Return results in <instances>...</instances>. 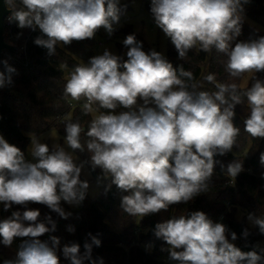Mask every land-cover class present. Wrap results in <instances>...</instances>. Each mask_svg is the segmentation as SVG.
I'll return each mask as SVG.
<instances>
[{
    "label": "clouds",
    "instance_id": "clouds-1",
    "mask_svg": "<svg viewBox=\"0 0 264 264\" xmlns=\"http://www.w3.org/2000/svg\"><path fill=\"white\" fill-rule=\"evenodd\" d=\"M249 0H150L155 25L174 45L178 58L185 60L191 50L226 57L224 69L231 78L264 71V36L257 40L232 43L241 35L243 5ZM20 29L40 32L34 44L56 55L57 46L91 39L103 28L111 35L120 21V0H5ZM127 60L105 49L87 64L75 65L64 85V95L85 101L84 115L100 112L87 126L79 119L64 121L63 145L51 149L39 137H31L32 160L0 135V204L13 211L0 220V243L13 245L15 238H27L16 251L15 259L2 264H60L56 249L58 237H50L52 246L39 237L56 230L51 216L39 219L38 209L28 204L46 205L60 218L71 213L61 201L78 206L86 197L87 180H81L85 164L99 168L102 177L110 178L107 192L115 185L122 193L119 209L140 217L167 210L169 205L187 203L206 193L214 167L237 146L241 129L234 123L237 105L244 103L241 88L235 82H217L213 74L204 79L216 91L199 90L193 74L182 66L175 68L156 50L145 52L135 34L123 40ZM0 88L11 84L16 69L4 62ZM60 69L67 65H60ZM124 70L121 71L120 69ZM252 84L243 92L249 114L243 120L244 131L254 139L264 138V80L252 76ZM143 106L136 110L137 102ZM152 105V106H149ZM123 109L116 114L115 110ZM82 134L87 139L82 143ZM77 151L89 154L88 161H78ZM264 165V153L260 154ZM223 166V165H221ZM244 171L243 161L227 165V175L236 177ZM264 178V175H262ZM248 221L264 235V217L251 213ZM27 222V223H25ZM69 231H74L69 228ZM156 238L169 247V258L179 264H260L264 249L244 252L229 240V228L213 222L203 211L189 216H173L154 227ZM249 230L242 236L246 239ZM91 242L64 245L62 251L70 264H104L94 260L93 246L101 240L91 233ZM231 241L237 234L230 233Z\"/></svg>",
    "mask_w": 264,
    "mask_h": 264
},
{
    "label": "trees",
    "instance_id": "trees-1",
    "mask_svg": "<svg viewBox=\"0 0 264 264\" xmlns=\"http://www.w3.org/2000/svg\"><path fill=\"white\" fill-rule=\"evenodd\" d=\"M148 12L150 0H144ZM120 19L130 10L128 1H120ZM244 19L241 35L234 44L239 41L257 40L264 36V0H249L243 5ZM153 16V15H152ZM154 18V17H153ZM125 26H116L112 34L115 37L126 38L129 34H135L136 40L142 42L143 50L149 52L151 47L143 36L134 31L133 27L124 23ZM261 27V29L258 28ZM23 38H28L26 57L17 59L10 64L16 69L12 74L11 84L0 88V132L4 134L6 141L21 149L26 156L31 146V137L39 136L50 129H56L64 138V121L71 118L74 122L79 119L82 127L87 131V126L94 118L93 113L84 115L81 111L83 98L80 101L72 100L64 95V85L67 73L72 72L75 65L87 64L94 57L99 29L91 39L73 41L69 45H58L56 55L49 56L47 50L36 46L34 39L40 35L39 30L15 29ZM120 46L121 44L118 43ZM5 54L19 55L18 50L7 49ZM166 59L175 68L181 66L193 74V81L199 86V90L216 91L214 84L204 78L213 74L217 82H235L241 88V96L244 103L237 105L234 123L240 127L241 132L237 138V146L225 156H217L215 159L221 163L214 167V174L209 183L206 193H202L193 200L184 203L169 205L167 210H161L157 214L140 217H132L119 209L122 193L115 185L105 192L110 184V178L99 179L102 182L101 191L93 199H86L81 210L71 212L67 219L60 218L46 205L29 203L28 208L40 211L39 219L51 216L56 221V230L39 237L50 247V237L55 236L60 240L56 249L60 258V264H70L63 255L64 245L78 243L81 253L84 252V243L91 242V233L101 240V246H93L92 257L94 260L103 258L104 264H179L169 258L168 245L155 237L154 227L159 222L171 219L173 216H189L192 212L203 211L215 222L221 215L224 216V224L229 228V240L242 251L253 250L255 245L258 251L264 249V235L259 233L247 219L249 213L264 217V165L260 163V154L264 153V138L254 139L244 131L243 120L249 114L244 90L252 84V76L264 80V71L253 73L246 85L243 78H231L224 69L226 57L215 50L211 54L191 50L185 60L178 58V53L169 41L168 55ZM127 60V56H121V63ZM67 67L60 69V65ZM3 61V71L6 73ZM121 71L124 69L121 68ZM7 74V73H6ZM143 106L141 101L136 110ZM152 106V105H149ZM109 111L99 109L100 112ZM123 109L115 110L116 114ZM87 139L82 134L81 142ZM82 161L89 160L87 151L76 153ZM234 159L243 161L244 171L235 179V185H231V178L227 175V165ZM87 164V163H86ZM223 165V166H221ZM93 178L98 180L102 177L99 168L91 170ZM25 209L20 205H13L8 211H4L0 204V220L7 218L13 211L23 212ZM27 223V222H25ZM74 231H69V228ZM249 230V236H242L243 230ZM235 232L237 239L231 241L230 233ZM27 238H15L11 247L0 243V264L4 259H15L16 251L22 241ZM90 264V262H85ZM264 264V260L260 262Z\"/></svg>",
    "mask_w": 264,
    "mask_h": 264
},
{
    "label": "rangeland",
    "instance_id": "rangeland-1",
    "mask_svg": "<svg viewBox=\"0 0 264 264\" xmlns=\"http://www.w3.org/2000/svg\"><path fill=\"white\" fill-rule=\"evenodd\" d=\"M120 1H128L130 5V10L126 13L124 17L120 19L118 25L125 26L124 23L130 24L135 32L143 36V38L146 40V42L149 44L152 50L154 49L158 52H161L165 57H167L170 39L167 38L162 32V30L155 25L154 18L146 9L144 0H120ZM118 25H114V28H116V26ZM258 28L261 29V27L259 26ZM100 29H101V34L98 36V44L96 46L94 56L102 55L105 49L110 50L113 54L118 55L120 57L126 56L127 48H125V46L123 45V40L125 38L122 36L115 37L114 35L112 37L113 33L109 35L105 29L103 28ZM118 43H120L121 46ZM252 74L253 73L245 75L242 81L243 85L247 84ZM140 102L141 101L137 102L136 109ZM98 114H99L98 111H94L93 117H95ZM0 135H2L5 138L3 133L0 132ZM37 137L40 138L41 142L47 143L50 149L52 144L58 143L63 145V141H64V138L56 129H50L47 132H44L43 134ZM77 157H78L77 162L82 161L78 155ZM25 159L27 161L32 160L31 146L28 148ZM81 180H87L89 183V188L86 191V197L82 201V203L78 206L69 205L66 202L61 201V207L66 212L71 213L73 211L81 210L84 206L86 199L95 198L97 194L101 191L102 182L93 178V175L90 172L87 164H85V167L82 170Z\"/></svg>",
    "mask_w": 264,
    "mask_h": 264
},
{
    "label": "built area",
    "instance_id": "built-area-1",
    "mask_svg": "<svg viewBox=\"0 0 264 264\" xmlns=\"http://www.w3.org/2000/svg\"><path fill=\"white\" fill-rule=\"evenodd\" d=\"M15 2L17 3V6H20L19 0H15ZM11 15L12 13L10 12L5 18L4 36H5V40L7 43L17 48L16 50H18L19 55L18 56L13 55V54L6 55L5 50H4L3 55H2V63H1L2 71H3V61L4 62L7 61V65L10 66V64L16 61L17 59L19 58L21 59L24 56L26 57L28 38H23L19 33L15 32V29L18 28L17 21L10 20L9 17ZM70 73L71 72L67 73V77L69 76ZM84 102L85 101H83V103ZM229 183L231 185H235V179L231 178ZM215 222H220L224 224V216L221 215Z\"/></svg>",
    "mask_w": 264,
    "mask_h": 264
},
{
    "label": "water",
    "instance_id": "water-1",
    "mask_svg": "<svg viewBox=\"0 0 264 264\" xmlns=\"http://www.w3.org/2000/svg\"><path fill=\"white\" fill-rule=\"evenodd\" d=\"M10 12L11 11L7 8L5 4V0H0V71H2L1 63L4 50L17 49L15 46L7 43L4 36L5 18Z\"/></svg>",
    "mask_w": 264,
    "mask_h": 264
}]
</instances>
